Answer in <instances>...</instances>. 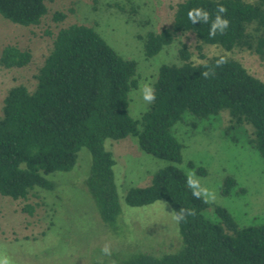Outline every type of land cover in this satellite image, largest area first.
Listing matches in <instances>:
<instances>
[{
	"label": "trees",
	"instance_id": "16d2710c",
	"mask_svg": "<svg viewBox=\"0 0 264 264\" xmlns=\"http://www.w3.org/2000/svg\"><path fill=\"white\" fill-rule=\"evenodd\" d=\"M48 1L54 0H0V15L16 25L38 26L49 12ZM221 7L225 13L219 12ZM198 10L208 12L207 23H191L189 12ZM218 15L228 19L229 27L213 36L211 23ZM65 18L64 13L55 15L58 22ZM187 33L204 45L226 52L245 49L264 61V0H181L173 26L148 34L146 56L155 57ZM180 59L181 65L161 67L153 88L156 98L135 120L128 108L130 93L138 88L137 63L120 56L93 27L73 24L61 29L36 77V89L14 87L4 100L0 195L18 201L27 200L36 189L54 191L56 183L50 177L73 171L86 148L92 166L85 186L101 221L112 226L122 208L116 160L105 143L132 136L143 152L171 165L160 170L149 186L131 189L127 205L139 208L165 201L176 215L180 210L193 214L179 221L180 246L175 250L182 243L183 247L178 252L138 254L114 264H264V224L240 227L219 206L215 207L218 222L207 219L204 213L210 204L176 166L183 163V145L173 133L186 113L209 118L227 112L232 129L251 128V144L264 159V81L226 54L195 63L183 44ZM221 59L224 63L217 66ZM31 61L29 50L15 46H7L0 59L6 69L24 68ZM189 165L206 175L205 169ZM236 186L233 177L226 178L221 194L228 196Z\"/></svg>",
	"mask_w": 264,
	"mask_h": 264
},
{
	"label": "rangeland",
	"instance_id": "374dc122",
	"mask_svg": "<svg viewBox=\"0 0 264 264\" xmlns=\"http://www.w3.org/2000/svg\"><path fill=\"white\" fill-rule=\"evenodd\" d=\"M252 1V0H248ZM181 0H54L47 2L48 14L38 26L24 27L0 15V59L7 46L29 50L31 63L24 68L6 69L0 63V118L9 91L25 86L37 87V75L63 28L73 24L93 27L123 58L138 65V88L130 93V116L138 120L148 110L141 95L144 85H154L164 65H181L180 49L187 45L191 60L206 62L226 54L239 61L253 76L264 81V61L242 49L226 52L218 46L204 45L195 34L179 35L160 54L148 58L145 41L149 33H160L174 24ZM57 13L66 14L63 22ZM173 133L183 145V163L176 165L197 186L210 207L207 219L218 222L215 207L227 209L240 227L264 224V159L251 144L248 125L231 128L230 116L197 118L190 113L176 124ZM105 147L116 160L115 178L122 214L114 225L101 221L88 194L92 156L83 148L73 171L50 177L54 191L36 189L27 200L0 195V258L9 264H114L138 254L163 256L176 253L180 246L179 222L165 201L144 207H130L126 197L133 188L149 186L153 177L171 163L140 149L129 136L107 140ZM190 163L203 168L200 175ZM233 177L237 186L228 196L221 194L224 181ZM205 190L212 197L205 195ZM182 241V240H181ZM108 248V252L103 250ZM175 250V251H173Z\"/></svg>",
	"mask_w": 264,
	"mask_h": 264
},
{
	"label": "clouds",
	"instance_id": "9594fccd",
	"mask_svg": "<svg viewBox=\"0 0 264 264\" xmlns=\"http://www.w3.org/2000/svg\"><path fill=\"white\" fill-rule=\"evenodd\" d=\"M219 12L225 13L226 9L221 7L219 9ZM189 19L191 20V23L193 25L200 23V22L207 23L209 20V14L207 11H204V10H198L195 12V14H193L192 12H189ZM228 27H229L228 19L222 18V16L218 15L216 19L211 23L210 34L213 36L217 32L223 34V32H225L228 29ZM223 63H224V60L221 59L217 62V66H220ZM204 75L207 77L209 73L205 72ZM141 95H142L143 100L146 103H151L156 98L154 94V89L150 85L143 86V88L141 89ZM189 183L192 184L194 187L197 186V182L195 180H190ZM196 194L200 195L199 192H197ZM205 195H207L208 197H212V193L207 192L206 190H205ZM185 214L192 215L193 213L187 210H180L179 214L175 216L176 221L179 222L183 220L185 218ZM103 251L107 253L108 248L106 247ZM0 264H9V260L6 257L0 258Z\"/></svg>",
	"mask_w": 264,
	"mask_h": 264
}]
</instances>
